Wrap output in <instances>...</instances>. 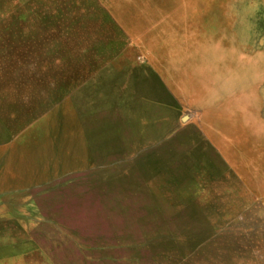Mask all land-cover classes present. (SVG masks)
<instances>
[{
    "label": "rangeland",
    "instance_id": "obj_1",
    "mask_svg": "<svg viewBox=\"0 0 264 264\" xmlns=\"http://www.w3.org/2000/svg\"><path fill=\"white\" fill-rule=\"evenodd\" d=\"M153 1L0 0V264H264V125L211 126L227 166L115 51ZM230 3L264 46V0Z\"/></svg>",
    "mask_w": 264,
    "mask_h": 264
},
{
    "label": "crops",
    "instance_id": "obj_2",
    "mask_svg": "<svg viewBox=\"0 0 264 264\" xmlns=\"http://www.w3.org/2000/svg\"><path fill=\"white\" fill-rule=\"evenodd\" d=\"M211 2L158 0L128 8L126 19L112 13L113 24L122 34L113 46L117 52L129 50L132 65L143 70L138 72L132 67L133 79L150 76L160 88L162 97L151 92L143 100L178 112L184 127L195 128L217 157L233 166L227 161L225 149L214 143L211 126L224 115L231 123L232 117L243 114L254 119L257 127H263L264 71L260 70L261 75L250 84L244 73L255 58L264 64V46L249 45L248 22L233 21L230 0L223 5ZM220 122L226 126L225 119L218 125ZM259 163L264 171L262 153L251 157L245 164L247 169L241 170L258 172L259 168L254 171L253 167Z\"/></svg>",
    "mask_w": 264,
    "mask_h": 264
}]
</instances>
